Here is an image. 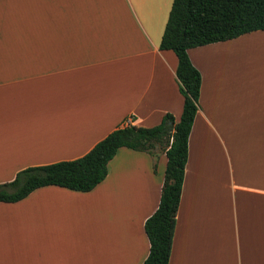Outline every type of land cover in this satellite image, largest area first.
I'll return each instance as SVG.
<instances>
[{"label":"crops","instance_id":"obj_1","mask_svg":"<svg viewBox=\"0 0 264 264\" xmlns=\"http://www.w3.org/2000/svg\"><path fill=\"white\" fill-rule=\"evenodd\" d=\"M171 1L0 0V183L116 127L178 120L176 57L158 48ZM186 54L199 107L167 264H264V29ZM165 161L119 147L88 191L0 202V264H141Z\"/></svg>","mask_w":264,"mask_h":264},{"label":"trees","instance_id":"obj_2","mask_svg":"<svg viewBox=\"0 0 264 264\" xmlns=\"http://www.w3.org/2000/svg\"><path fill=\"white\" fill-rule=\"evenodd\" d=\"M264 29V0H172L158 43L176 57L175 79L182 95L178 120L162 115L151 127L123 125L98 140L83 155L44 165L28 166L0 183V202H15L34 188L55 185L88 191L106 174V164L119 147L166 158L160 195L154 211L144 219L148 252L141 264H167L175 213L187 154V135L199 107L200 76L186 49ZM153 162V169H154Z\"/></svg>","mask_w":264,"mask_h":264}]
</instances>
